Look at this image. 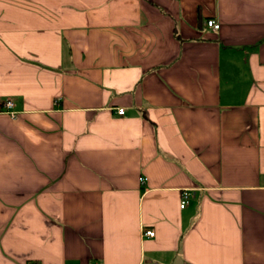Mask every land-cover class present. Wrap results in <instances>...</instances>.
Returning a JSON list of instances; mask_svg holds the SVG:
<instances>
[{
  "label": "crops",
  "instance_id": "0c3cea01",
  "mask_svg": "<svg viewBox=\"0 0 264 264\" xmlns=\"http://www.w3.org/2000/svg\"><path fill=\"white\" fill-rule=\"evenodd\" d=\"M0 264H264V0H0Z\"/></svg>",
  "mask_w": 264,
  "mask_h": 264
},
{
  "label": "built area",
  "instance_id": "2783aa9c",
  "mask_svg": "<svg viewBox=\"0 0 264 264\" xmlns=\"http://www.w3.org/2000/svg\"><path fill=\"white\" fill-rule=\"evenodd\" d=\"M207 25H208V27H210V28H212L214 30H218L221 27L220 23L215 21L214 19H208L207 20ZM5 105L7 107H12L13 103H12V101H7L5 103ZM118 112L120 114H124L125 110L123 108H120L118 110ZM188 199H189V193H188L187 190H185V191L182 192L181 207H185L186 206V204L188 203ZM144 234L148 235V236H154L155 235V231L153 229H148V230L144 231Z\"/></svg>",
  "mask_w": 264,
  "mask_h": 264
}]
</instances>
